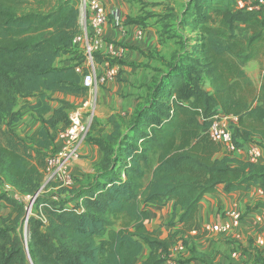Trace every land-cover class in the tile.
<instances>
[{
	"label": "trees",
	"instance_id": "16d2710c",
	"mask_svg": "<svg viewBox=\"0 0 264 264\" xmlns=\"http://www.w3.org/2000/svg\"><path fill=\"white\" fill-rule=\"evenodd\" d=\"M168 10L160 16L163 34L177 22L196 36L175 31L185 39L182 53L173 54L131 118L112 115L107 137L93 139L102 158L91 184L71 188L50 180L48 187L59 190L42 189L32 216L26 203L0 196L11 208L0 217V264H164L179 240L190 259L216 264L189 243L199 236L191 233L203 197L220 185L227 193H264V162L220 155L221 144L209 134L211 118L224 113L236 119L230 122L236 147L264 148V78L258 88L245 69L264 59V1L189 0L180 22ZM80 31L79 0H0V177L22 195L42 188L47 158L75 108L65 99L54 105L51 94L87 96L78 70L84 55L73 43ZM75 49L77 63L58 65ZM17 97L42 124L36 141L13 128L22 118ZM170 202L171 216L162 223L170 232L161 237L146 224L148 207ZM250 209L264 210V199Z\"/></svg>",
	"mask_w": 264,
	"mask_h": 264
},
{
	"label": "crops",
	"instance_id": "0c3cea01",
	"mask_svg": "<svg viewBox=\"0 0 264 264\" xmlns=\"http://www.w3.org/2000/svg\"><path fill=\"white\" fill-rule=\"evenodd\" d=\"M101 1L106 7L108 21L103 32L104 43L97 54L98 67L100 71L109 67H117L119 73L116 79L109 81L100 88L96 105L97 113L89 133L90 138L81 144V156L74 159L69 167V172L73 176V183L69 185L71 188L87 186L93 182L98 163L102 158V150L94 143L93 139L107 137L112 129L110 122L112 115L118 118H125L126 116L127 119L131 118L140 103L144 102L148 96L149 86L154 84V79L162 77L167 72L168 66L176 59L173 58V54L182 53L183 49L180 42L185 39L181 40L176 37L175 31L187 35V27H183L177 22H173L175 24L169 28L172 33L163 34V22L160 21V16L164 15V11L168 9L165 0ZM176 10L174 8L175 12ZM176 14L180 22L179 18L182 15ZM79 49L81 50V46ZM76 51L77 49L60 57L58 65L68 66L77 63L76 58L80 52L75 53ZM79 66L85 68L84 62ZM245 69L256 87L259 88L264 78V59L249 62ZM205 87L209 91L213 90L209 81H206ZM51 96L60 100H68L75 105V108H80L83 111L88 108V96L77 97L60 92H53ZM27 100L33 102L31 99ZM22 101H24L23 104L27 103L24 98ZM23 104L19 103L16 106V109H21L22 118L13 125V128L22 138L36 141L42 124L35 118L31 108L23 107ZM228 119L230 122L236 120L233 116H228ZM253 143L255 142L247 143L242 149L232 153L222 149L220 155L231 154L247 160L246 148ZM59 145L60 141L57 140L52 150L57 149ZM48 183L49 181L45 179L42 185L44 191L57 192L59 190L58 186L48 187ZM255 199L256 201L264 199L262 190L252 188L245 193H227L224 191L223 185H220L217 193L206 194L199 205L196 231L191 233L199 236L195 239H189V243L194 242L199 250L207 252L214 258L216 264H252V259H256L254 244L257 243V235L252 239L246 237V241L243 238L246 233L252 235L250 229L253 221L264 210L259 209L247 213L239 227L224 235L204 232L203 228L208 224L229 221V214L232 211L238 210L246 213L244 209L247 205H251ZM2 203L4 202L1 201L0 205ZM172 210V202L165 206H149L147 226L158 229V234L161 237H166L170 228L165 225L162 226V223L170 218ZM147 254L148 248H145L140 260ZM190 258V250L184 245L183 240H179L164 264H204L200 260Z\"/></svg>",
	"mask_w": 264,
	"mask_h": 264
},
{
	"label": "built area",
	"instance_id": "2783aa9c",
	"mask_svg": "<svg viewBox=\"0 0 264 264\" xmlns=\"http://www.w3.org/2000/svg\"><path fill=\"white\" fill-rule=\"evenodd\" d=\"M240 5H243V3L240 2ZM79 10L81 31L74 37L73 43L78 47L81 46L84 55L85 68L79 66L78 70L83 74L82 83L88 90V108L84 111L80 108L71 110L69 125L59 130L57 134L60 145L47 158L45 179L60 182V186H69L73 183V176L69 172V167L74 159L81 156V144L87 139V135L95 121L100 88L109 81L116 79L119 73L117 67H109L103 71H100L98 67L97 54L104 43L103 32L108 21L105 5L101 0H79ZM209 134L227 152L232 153L242 149L236 147L232 140V130L227 115L218 113L211 118ZM246 152L248 160L264 162V151L258 144L249 145ZM41 192L42 189L34 196L22 195L0 177V196L8 195L26 204L31 201L29 210L33 209L34 203ZM229 216V221L205 225L203 231L227 234L241 225L243 221L241 211H232ZM263 221L264 212L258 215L253 222L262 223ZM195 231L194 229L192 232ZM258 243L264 245V239L259 240Z\"/></svg>",
	"mask_w": 264,
	"mask_h": 264
},
{
	"label": "rangeland",
	"instance_id": "374dc122",
	"mask_svg": "<svg viewBox=\"0 0 264 264\" xmlns=\"http://www.w3.org/2000/svg\"><path fill=\"white\" fill-rule=\"evenodd\" d=\"M50 2H51V4H54V2H55V0H50ZM165 2H166V6H168L167 8L169 9L170 8V10H171V8L174 10V8L175 9H177L176 10V12L175 13H178L179 14V16L180 15H184V12H185V6L187 5V3L189 4V0H165ZM155 3V2H154ZM168 9H166L165 11H164V15L166 14V16L168 15V12H169V10ZM165 16V17H166ZM182 17V16H181ZM167 18V17H166ZM187 36H189V35H192V36H196V32H193L191 29H189V28H187ZM79 58L81 57V54H79V55H77ZM261 58H264V57H261ZM80 60H82L83 61V59H80ZM16 102H17V104H19V103H21V104H23V102L24 101H22V99H21V97H17L16 98ZM52 103L54 104V105H57L58 103H59V100L58 99H55V100H52ZM31 116V115H30ZM87 139H89L90 138V135L88 134L87 135ZM86 139V140H87ZM255 202H256V199L255 200H253L252 201V204L251 205H247L246 206V208L244 209V212H246V213H251L252 211H258L259 209H250V207H254V205H255ZM11 211V208L10 207H8V206H6V203L4 202V203H2L1 205H0V217H2V216H4V215H6V214H8L9 212ZM34 213H36L35 211H33V209H30L29 210V214H30V216H32V214H34ZM242 216H243V213H242ZM120 225V222H118L117 223V226H119ZM250 231H252V235H248V233H246L245 234V237L243 238V240L244 241H246L245 240V238L247 237V238H251L252 239V237H255V235H257V237H256V239L258 240V242H259V240H262V239H264V221L262 222V223H253L252 224V227H251V229H250ZM218 235H224V234H222V233H219ZM246 238V239H247ZM250 239V240H251ZM256 243L255 244V254H257L256 256L258 257L257 258V260L255 261L254 259H252V261H251V263L252 264H255L254 262H256V264H262L263 263V261H262V259H260L259 258V255H263L264 254V245H260L259 243ZM232 243V242H231ZM235 249V248H234ZM233 250V249H232ZM232 250H230V252L232 251ZM232 253V252H231ZM254 254V255H255ZM264 256V255H263ZM262 256V257H263ZM264 260V259H263ZM258 262H260V263H258Z\"/></svg>",
	"mask_w": 264,
	"mask_h": 264
},
{
	"label": "water",
	"instance_id": "95a60500",
	"mask_svg": "<svg viewBox=\"0 0 264 264\" xmlns=\"http://www.w3.org/2000/svg\"><path fill=\"white\" fill-rule=\"evenodd\" d=\"M41 189H42V188H41ZM41 189H40V190H41ZM40 190H39V192H40ZM31 203H32V202L30 201V202L27 204V210H28V211H29V208H30Z\"/></svg>",
	"mask_w": 264,
	"mask_h": 264
}]
</instances>
